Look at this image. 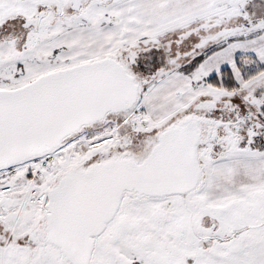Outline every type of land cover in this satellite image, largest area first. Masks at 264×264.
Returning a JSON list of instances; mask_svg holds the SVG:
<instances>
[{"label":"snow or ice","instance_id":"6c2138e0","mask_svg":"<svg viewBox=\"0 0 264 264\" xmlns=\"http://www.w3.org/2000/svg\"><path fill=\"white\" fill-rule=\"evenodd\" d=\"M0 264H264V0H0Z\"/></svg>","mask_w":264,"mask_h":264}]
</instances>
